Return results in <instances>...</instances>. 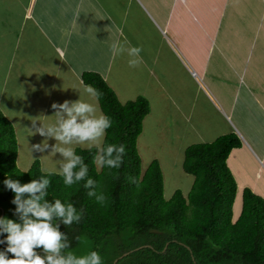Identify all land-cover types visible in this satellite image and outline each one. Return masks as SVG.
I'll use <instances>...</instances> for the list:
<instances>
[{"label":"crops","instance_id":"obj_1","mask_svg":"<svg viewBox=\"0 0 264 264\" xmlns=\"http://www.w3.org/2000/svg\"><path fill=\"white\" fill-rule=\"evenodd\" d=\"M135 8L141 16L146 14L149 17L146 21L156 29L155 38L148 42L136 38L141 34L130 35L133 27L127 21L132 15L136 16ZM115 41L143 47L140 67H129L126 54L113 56L111 45ZM203 55L208 58L207 62H213L216 71L220 67L228 73H242V81L236 85L238 88L244 86L245 80L254 82L264 69V0H0L1 111L5 99L10 106L13 103L22 106L27 100L32 102L49 84L69 101H75L79 96L92 101L94 99L84 91L89 85L83 83L81 74L97 72L113 89L107 79L114 65L115 71L119 70L118 75L133 79L128 85L140 86L139 92L146 93L151 87L150 82L145 81L146 76L138 70L144 67L158 82L161 101L166 95L176 102L181 97L195 105L187 111L189 118L193 113L200 115L199 124L191 123L192 119L186 123L195 134L208 133L207 130L217 136L234 132L229 124L226 125L225 117L230 118L228 114L242 130L238 132L241 145L233 148L226 160L237 183L238 198L232 207L236 218L241 210L244 187L264 199V105L254 92L245 93L243 98L239 92L240 99L236 96L230 99L223 89L212 91L198 79L193 68H203L199 65L200 60L206 61ZM166 61L170 68L167 66L159 72L166 75V82L171 85L169 94L154 70L156 66L168 65ZM171 68L179 75L181 71L182 78L179 76L173 82L170 73H165ZM8 84L13 89H7ZM36 87L38 91H35ZM5 90L10 92V99L2 98ZM114 92L124 103L136 90L134 87L121 95L115 87ZM200 93L208 99L212 116L196 107L201 106V100L197 98ZM161 101L157 105L149 102L150 111L145 117L159 111ZM170 103L175 105L177 112L182 111L174 102ZM6 117L13 124V119ZM205 121L207 123L201 127V122ZM182 133H188L186 128ZM243 153L246 154L244 159Z\"/></svg>","mask_w":264,"mask_h":264},{"label":"trees","instance_id":"obj_2","mask_svg":"<svg viewBox=\"0 0 264 264\" xmlns=\"http://www.w3.org/2000/svg\"><path fill=\"white\" fill-rule=\"evenodd\" d=\"M81 79L102 93L99 108L113 121L100 147L124 144L123 165L98 167L94 162L97 147H76V154L89 167L85 181L66 186L60 173L44 172L38 159L23 171L16 164L14 126L0 109V215L5 208H16L14 192L6 188L5 179L23 184L46 176L51 181L49 201L72 202L84 210L80 223L60 224L70 240L66 252L97 251L103 264H264V199L244 187L241 210L233 218L237 183L226 160L241 145L237 134L188 145L182 169L194 177L191 188L186 195L177 189L166 199L158 161L142 169L137 149L143 120L150 111L148 100L140 95L120 102L97 72L84 71ZM89 178L107 197L103 205L88 195L90 189L84 183ZM36 251L43 255L42 249ZM12 255L8 253L9 258Z\"/></svg>","mask_w":264,"mask_h":264},{"label":"clouds","instance_id":"obj_3","mask_svg":"<svg viewBox=\"0 0 264 264\" xmlns=\"http://www.w3.org/2000/svg\"><path fill=\"white\" fill-rule=\"evenodd\" d=\"M113 56L126 54L129 67L138 68L143 63L142 46H131L127 41H115L111 45ZM90 98L98 100L102 95L95 88L84 89ZM55 122L36 126L37 120H32L34 132L45 137L41 143L32 145V151L44 152L49 148L48 139L54 138L56 143L51 152L62 156L59 168L63 183L72 186L85 181L89 167L81 155L76 154L74 145L95 146L99 149L94 162L100 167L119 169L126 155L124 144H109L100 147L106 132L112 127V118L104 114L97 103L85 100L79 96L75 101L65 100L63 103H53ZM132 183L136 180L129 177ZM6 188L14 192L12 203L16 205L15 215L19 222L7 217H0V234H7L0 239V244L6 243V248L0 250V264H103L99 252L91 251L86 255H76L65 251L71 247L69 237L60 230V224L71 227L80 223L83 209H77L72 202H62L60 199L49 201L48 189L50 179L41 176L21 184L18 180H4ZM84 187L90 189L88 195L95 197L98 204L103 205L107 197L96 189L98 184L93 179H87ZM36 249H42L43 255ZM8 253L13 254L9 258Z\"/></svg>","mask_w":264,"mask_h":264},{"label":"rangeland","instance_id":"obj_4","mask_svg":"<svg viewBox=\"0 0 264 264\" xmlns=\"http://www.w3.org/2000/svg\"><path fill=\"white\" fill-rule=\"evenodd\" d=\"M133 6L137 7V5H133ZM137 9L136 8L134 9L136 16L134 17L132 15L127 21L134 28V30L133 28L130 30V32L132 33L130 35L141 34V35H136V38L138 40L140 39L141 41L148 42L151 40V38H155L154 33L156 32V29H153V27L146 21L149 20V17L145 13H144L145 16H141L138 13ZM116 18L117 19L119 18V14L116 15ZM155 27L159 30V28L156 25ZM32 50H35V48H33ZM203 57L206 59V61L200 60L199 65L203 66L202 69H205V72H201L202 69L197 70L196 67L193 68L194 71L198 74L197 76L198 79L204 81L212 89V91L214 90L216 92L218 88L221 90L223 89L224 94L227 96V98L230 99L235 96L238 97V99H240L238 95L239 92L242 93V98L244 97L245 93H248L250 95L252 94V92H254L256 93L257 99H260L259 102L262 105H264V69L262 70V72L259 73V77H257L254 80V82L253 80L250 82L245 80L244 86L238 88L236 85L238 83H241L239 80L242 81V78H240V75H242V73L238 74L237 72L236 74L235 71L228 73L220 67L218 68V71H216L217 68H215L213 62H211L210 60L207 62L208 58L205 57V55H203ZM250 63L248 68L251 67ZM167 64L168 65L163 64L160 66H156L154 70L157 72L156 74L158 75L159 81L164 85V87H166L167 93L169 94L171 85L169 82H166V75L159 72V70H164L163 68L167 66L169 67L168 62ZM251 68L249 69V73L252 75L253 70ZM138 70L141 71L146 76L147 80L145 81L150 82L151 87L150 89H148L146 93L139 92L141 88L140 86H136L134 84L128 85V83H130V81H132L133 79H128V77L126 78V77H121V75H118L119 70L115 71V65L112 67L110 76L107 79L108 83L113 87V90H115L116 87L118 93H120L121 95L126 94L127 90L135 87L136 90L135 94L128 100H134L136 97L141 95L144 96L146 99H148L149 97L150 100L148 99V102L150 103L152 102L155 105H157V103L161 101L160 98H162L160 97V93L158 91L159 89L158 82L154 81L155 79L154 76L150 75L149 71H147L144 67H141ZM174 71H175L174 68H171L168 70V72H165V73H170L169 76L173 79V82L176 79H178L179 76L180 78H182L181 71L179 72L180 75L174 73ZM46 74H48V71ZM247 77H249V75ZM25 79L32 81L27 77ZM136 82L144 83L143 80L142 81L136 80ZM184 82L188 83L189 81L184 80ZM36 88L37 90L35 91H38V87ZM50 88L52 89L51 93H48L50 91ZM7 89H13V88L9 87L8 84ZM55 89L57 88L50 87L49 84L48 88L45 87V90L42 89L33 98L32 102L31 100H27L22 104V106L16 103L15 104L13 103V105L10 106L6 99L4 100V104L1 105L3 114L13 119V125L17 139L16 164L18 168H20L23 171L28 170L32 162L35 159H38L40 161L41 168L44 172L60 173L59 164H60V160L62 159V156L59 153H56L54 155L51 152V147L56 143L54 138L48 139L49 148L46 149L44 152H39L35 150L32 151V145L41 143L45 139V137L41 136L39 133L31 134V130L33 132L35 131L33 128L32 120H37L36 123L37 127H39L41 123L43 125L54 123L56 119L54 116L55 109H53L51 105L53 103H63L65 100H67L65 98H62V94H60L59 91ZM24 90L29 91L30 89H24ZM9 94L10 92H8V90H5V93L3 94L2 98L7 97L8 99H10V97H8ZM23 97L26 96L23 95ZM197 98L198 100H201V106L199 107L198 105L196 106L198 110L199 109L201 110L202 108L207 112V115L212 116V107L208 102V99L202 93L198 94ZM170 99L167 98L166 95L163 96V99L161 101L162 105L160 104L161 102L158 104V107H160L161 109L159 111L158 110L154 111L153 113H151V115H148L147 117L144 118L142 132L140 133L137 139V149L141 158L142 169H145L152 160H157L160 165V168L163 173L164 197L166 199H169L170 196L173 194V192L177 189L181 190L182 193L186 195L193 183L194 177L191 174L185 173L182 169L184 149L192 143L212 141L217 136L212 132H209V130H207L208 133L201 131L198 134H195V132H192L190 129L191 128L190 125L189 124L186 125V123L189 122L190 119H192L191 123L192 121H194L196 123L198 122L199 124L200 115H197L196 113L192 112L193 116L189 118V113L187 110L188 109L192 110L191 106L195 107V105L186 102L184 98L181 97L177 98V102L173 99L171 100ZM128 100H125V102ZM170 101L174 102L178 106V108H180V110L182 111L177 112L175 105L171 104ZM91 102L98 104V101L95 99L92 100ZM152 108L153 110H156V106L153 105ZM181 114L183 115V117H181ZM228 115L230 117L229 119L224 116L226 118V125L229 124L231 128L234 130V133L237 134L238 137L240 138V134L238 132L242 130L239 129L237 123L234 120V117L231 114ZM230 119L237 127L236 130L235 127L233 128L234 125L232 124ZM205 123L207 122L206 121L204 123L201 122L200 124L201 127ZM183 128H186L188 133L183 134L182 133ZM73 147L74 149L76 147L89 148L87 145H74ZM245 156L246 154L244 153L241 155L243 159ZM237 198L238 195L236 194L234 200L235 202H237ZM238 202H240V198L238 199ZM233 214H235L234 211ZM2 215L3 213H1L0 217H2ZM3 217H7L9 219H13L19 222L18 216L15 215V210L12 209L5 208ZM233 218H235V215H233ZM0 235H2L4 239L7 234L5 233ZM5 246L6 243L0 244V250L5 249ZM73 253L76 254L75 252ZM86 254L87 253L85 250L79 252L76 255H86Z\"/></svg>","mask_w":264,"mask_h":264}]
</instances>
